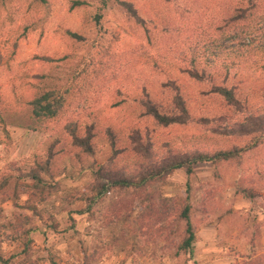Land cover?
<instances>
[{"label":"rangeland","instance_id":"374dc122","mask_svg":"<svg viewBox=\"0 0 264 264\" xmlns=\"http://www.w3.org/2000/svg\"><path fill=\"white\" fill-rule=\"evenodd\" d=\"M32 1L0 0V51L3 54L0 65V169L11 163L28 168L35 157L42 159L52 138L70 139L65 124L71 120L79 124L98 122L103 135L106 124L128 114L120 106L113 105V101H100L99 105L83 101L73 105L69 109L72 113L67 115L53 119L32 118V99L53 88L63 90L72 70L79 64V56L91 48L84 41L76 44L69 41L64 32L78 31L88 37L100 36L94 23H89V8L69 11L67 0L31 4ZM89 1L93 3V0ZM125 1L134 2L139 15L146 21V26L127 18L121 21L125 10L116 2L110 3L104 14L107 18L105 27H113L116 31L112 39L109 37L114 40V48L119 52L135 48L129 52L130 59L118 75L125 97H132L130 95L143 84L155 87L167 77L183 81L181 67L197 58L203 65L221 73L215 83L236 86L242 94H250L251 103L240 112L241 115L264 111V29L258 31L264 25H258L250 33L214 39L213 30L228 18L227 14L241 0H187L192 8L200 10L199 16L193 21L188 19L187 24L181 21L186 35L178 40L172 38L173 35H164L165 31L174 34L171 27L164 29L175 20L173 3L164 0ZM175 2L182 3L181 0ZM107 36L103 35V43H106ZM226 72L228 77L222 75ZM18 122H24V125ZM231 123L230 119L220 121L223 128L232 127ZM40 125L42 127L38 129ZM85 131L81 128V134ZM168 134L172 148L199 146L214 150L238 141L237 136L212 132L209 126L175 128ZM96 143L91 157L81 155V162L61 167L57 176L59 193L49 195L35 208L31 207L33 204L26 208L25 212L34 216L32 264H84L85 257L93 255L95 258L91 264H196L193 261H173L160 248L154 253H132L130 246L140 247L143 243L136 231L131 233L130 223L109 221L110 216L105 215L109 195L101 200V196L93 200L87 198L92 196L89 192L92 174L112 156L107 137ZM250 155H255L254 159L246 158L243 162L246 166L229 169L224 179L217 183L213 182L211 175L213 164L196 166L192 175L196 188L201 184L204 188L210 184L220 186L212 201L216 206L205 214L208 219L197 228V238L193 243L197 264H249L264 254L263 201L246 198L230 185L246 176H250L247 185L253 179L255 184L258 174L264 172V144L250 151ZM137 158L133 153L119 164H125V172L129 174L133 172ZM168 178L162 186L164 193H182L187 181L185 171L173 172ZM21 181L32 182L29 179ZM199 194V191L195 194L197 200L200 199ZM26 199L27 194L23 193L20 202L24 203ZM116 200L117 197L113 201ZM136 205L139 206L138 203ZM0 206V223L9 226L16 219L19 207L11 199L3 201ZM137 207L135 209H140ZM246 215L248 220L244 219ZM50 224L56 227L50 228ZM257 224L259 228L252 232L250 228ZM5 230L10 236L8 239L0 238V264L13 258L29 240L27 235L14 238L17 236L8 228L1 231ZM122 233H125L124 238ZM117 237L120 243L115 242ZM125 238L130 239L129 243L126 244ZM126 249L131 251V255ZM145 249L150 250L149 247Z\"/></svg>","mask_w":264,"mask_h":264},{"label":"trees","instance_id":"16d2710c","mask_svg":"<svg viewBox=\"0 0 264 264\" xmlns=\"http://www.w3.org/2000/svg\"><path fill=\"white\" fill-rule=\"evenodd\" d=\"M47 1L33 0L31 4ZM164 1L173 3L175 18L164 26V29L171 27L174 34L165 31L164 35H173L175 40L184 38L186 32L183 31L184 25L181 21L187 24L188 19L196 20L200 10L192 8L187 0H181L182 3L175 0ZM112 2L118 3L125 10L121 21L124 22L127 18L146 26V21L139 15V9L134 2L93 0L91 3L89 0H67L69 11L89 8V23H94L100 36L88 37L78 31L64 32L69 41L75 44L84 41L91 48L79 56V64L72 70L71 78L63 90L53 88L32 99L31 115L33 119H53L72 113L69 109L83 101H92L98 105L100 101H113V105L120 106L128 114L106 124L103 135L98 122L91 124L86 121L85 124H79L76 120H71L65 124L70 139L58 136L52 138L42 159L35 157L28 168L11 163L0 169V203L11 199L19 207L16 219L9 226L0 223V238L8 239L10 236L7 230L1 231L2 228H8L17 236L14 238L20 239L23 235L29 237L23 249L13 258L3 261V264L33 263L30 255L34 243L31 236L34 216L27 214L26 208H30L32 204L31 207L35 208L49 195L59 193L57 176L61 167L64 164L81 162V155L91 157L96 142L102 137L109 140L112 156L107 162L109 164L104 163L92 174L93 181L89 187L92 196L87 198L93 200L101 196V200L109 195L108 211L105 214L110 216L109 221L130 223L129 226L134 230L131 233L137 232L139 241L143 243L140 247L130 246L132 253H154L160 248L173 261H193L197 264L193 252L197 228L202 221L208 219L205 214L210 213V209L216 206L212 201L220 186L210 184L204 188L201 184L196 188L197 184L192 182L196 166L201 163L213 164L211 175L213 182L217 183L224 179V174L229 169L236 170L239 166H246L243 164L244 160L254 159L255 156L250 155V151L264 144V111L241 115L240 112L245 111L251 103L250 94H242L236 86L215 83L214 80H218L217 76L221 73L205 66L206 64L203 65L197 58L181 67L183 81L167 77L160 80L155 87L143 84L135 94L130 95L132 97H125L118 75L130 59L129 52L135 48L124 49L123 52L114 48V40L111 39L116 31L113 27H105L107 18L104 16ZM235 6L227 14L226 21L223 19L221 25L213 30L215 40H223L229 35L250 33L258 25H264V0H241ZM262 29L264 28L261 27L258 31ZM103 35H109L106 43L101 41ZM2 61L3 54L0 51V65ZM222 75L228 77L227 72ZM224 119H230L232 127L223 128L220 121ZM18 123L22 125L24 122ZM194 125L207 128L209 126L212 132L237 136L238 141L231 146L214 150L199 146H177L173 149L168 133L175 128L188 129ZM33 127L36 128V125ZM39 127L41 129L42 126ZM81 128H85L84 134H81ZM133 153L138 156L136 166L133 172L127 174L125 164L119 163ZM178 170H184L187 174L185 188L180 194H165L162 186L169 179V175ZM249 177L241 178L237 181L238 185L237 182L230 185L235 187L237 193L240 192L254 201L262 200L264 205V172L258 174L255 184V179L251 180L250 185L246 184ZM23 179L32 182H22ZM197 191L201 192L199 200L195 198ZM23 193L27 194V199L21 203ZM115 197L117 200L113 201ZM137 203L140 209H135ZM1 208L0 206V213ZM244 219L248 220V215ZM258 225L250 230L256 232ZM54 227L56 225L50 224V228ZM124 235L125 233L123 238ZM125 241L127 244L130 239L125 238ZM115 242L120 243L119 237ZM126 250L131 255V251ZM94 258L95 255L86 256L84 264H91ZM249 264H264V254Z\"/></svg>","mask_w":264,"mask_h":264}]
</instances>
